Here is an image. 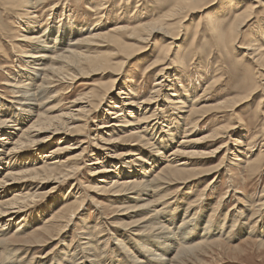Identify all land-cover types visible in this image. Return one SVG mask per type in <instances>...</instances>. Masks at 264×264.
I'll list each match as a JSON object with an SVG mask.
<instances>
[{
  "label": "bare ground",
  "instance_id": "obj_1",
  "mask_svg": "<svg viewBox=\"0 0 264 264\" xmlns=\"http://www.w3.org/2000/svg\"><path fill=\"white\" fill-rule=\"evenodd\" d=\"M208 1L209 0H180L175 6H173L172 10L170 11V15L167 14L168 16H166L164 19L162 18L160 22L155 21L149 24H140L139 26H136L132 29L128 27L125 28L116 26L114 27L115 29L97 34H86L84 33V29L82 27L74 29L71 25L65 28H60V26L56 28H44V25L37 26L35 25L36 22H34L37 21V18H39L36 15V12L40 7H42L45 1H21V3L27 2L26 8L28 10L30 20H32L30 21L31 24L28 22L26 24L27 26H24L26 27V32L22 36L23 39L21 40L30 49V52L22 51L20 59L25 65L23 69L21 68L20 71H17L9 81L8 90L10 91L12 102L0 105V133L4 134L0 136V264H22L24 260H21L22 258L17 257V252L11 255L12 250L10 251L7 247L8 245H5L7 244V240H3L1 238L6 237V233L10 232L13 227L19 228L24 222L22 217H26L25 214L29 212L30 208H33L35 204L34 202L41 199L49 192L47 190V192L43 191V185L49 184L50 182H54L53 184H60L61 182L64 183L66 181L75 179V177L80 173V166L75 167V165L74 167H70V170L66 173L62 174L61 172H58V174H56L55 172L58 166L57 163L60 162L57 160L58 155L71 150V147L69 146V142H71L70 137L80 136V134L83 133V129H85L86 124L84 123V125L80 123L88 121L89 117L94 116L95 113L97 114V112H100L101 109L106 105L108 109L106 111L104 110V112L109 114L110 123L106 125L104 121L108 119H103V123H100V125L97 127L95 134L96 137L93 138L95 141L94 145L99 147L97 148L99 152L91 151L90 157L93 158L94 156L95 158H93L94 162L92 161L88 167L91 168V176L94 177V181L93 184L91 183L89 188L96 191L97 194L111 191V196L115 201L114 204L120 205L119 209L122 213L130 210L133 212L132 209L142 212L140 215L136 214L139 217H142L136 223L131 224L132 221L130 223L128 222L129 224H126L127 222L123 223L124 221L121 224L118 223L124 230H130V236L134 239L131 240L129 236L126 237V239L131 241L130 246H126L125 242L119 243V246L122 245L123 247V253L127 254V258L125 257L126 262H124V264H187L189 259H196L197 253L205 251H203L204 247L202 248V246L204 244H208L207 238L219 237V239L217 238V240H214L221 241L223 238L228 240V237L230 236L222 233L225 230V227L222 228L223 226L221 223V226H218L217 224L214 225L211 224L208 219L204 225V216L194 221V217H192L194 210L191 211L192 208L190 209L189 207L183 212L184 214L182 219H179L181 214V211L179 210H175L173 214H164V211L167 210L165 203L166 201L164 202V200L168 198V195L158 198L160 191L162 192L165 190V192H169L171 191L172 186L176 187L177 185H188L190 182L198 180L201 177L214 174L216 176L212 182L217 180L222 168H225L224 162L227 159V155L233 154L231 153L233 150H225L226 144H223L219 148H216L211 152L209 151L210 153L208 154L209 156H214L219 152L222 153V151L225 150V154L219 165L207 169H190L187 168V166H193L194 163L192 161L190 162L188 158H190L193 154H196L197 156L207 155V153L201 154L200 152H187L186 149L193 147L197 142L190 139V136L196 133V129L198 128L200 122L211 112H232L234 108H237L241 104L247 103L251 98L255 97L260 91V86H262L261 84L254 82L256 81L257 73L249 68L245 72V78L248 82L243 81V83H240L241 88H239L241 89V94L238 97H233V99H229L218 105L216 104L214 106L207 107L204 106L205 108L203 106L199 107L196 105L197 101L192 99L191 103L194 102L193 106H191L192 104L190 105L189 103L191 109L187 111L185 108V102H187V99L185 100V98L180 97V94L177 95L178 92L175 94L176 91H171L173 93H171L172 95H164L165 85H163V83L169 82L171 84V81L167 80L172 78L170 76L171 72H173V68L171 66L175 60L170 59L169 53L171 52L170 50L176 47L178 44V34L180 33L179 29L181 28L180 21L183 18H186V15L189 16L190 14L192 15L196 12H202L203 10L214 6V4H217L214 2L210 5L211 2L208 4ZM243 4V9H241L240 12L239 10L236 12L237 14L235 15L232 25H230V27L227 29L228 31L222 32V18V24L220 25L221 22L218 21L220 18L216 19L214 16L220 11L221 13L222 11L224 13L228 11L231 12L230 10H232V6L234 8H238ZM21 5L22 4H20V6ZM218 6V8L214 7L215 9L213 12L206 15L209 23V29L211 32L217 31V41H219L223 47L230 48L232 51L231 53L236 54V51L234 50L236 49L238 37L241 34L240 30L252 18L255 19L253 16L257 12V9L260 10L262 7H264V0H225L219 3ZM105 10V8L98 10L96 9V11L100 14H102ZM23 16H25V14ZM179 17H181V19ZM177 18H179L180 21L174 22L172 24L170 23V21L176 20ZM159 32L167 34L168 36L166 37L171 40L169 45L163 48L164 50L161 51L159 49L161 51V59H158V64H160L159 66H161L162 69H159L160 75L158 76H161V82H156L153 92L149 95V97L147 96V99H138L136 95L132 93V87L128 85H123L120 89V92L118 91L119 93H117V96L114 95L113 91L115 85L121 81L120 75L123 66L126 64V61L130 60L138 51L143 52L158 36ZM125 40L131 41V44H126ZM263 41L264 37L261 42ZM186 45L187 44L185 42L184 45L179 48L181 52L178 50V54H182L184 52ZM93 46H96L97 48L107 46L111 49L109 48L110 51L106 52L105 54H98L97 56L93 57L94 55L92 56L89 53L90 48ZM262 47V45L261 47L259 46V40H257V38L251 40L246 47L248 49H246L242 59L251 60V66L257 65V67H259V69L264 72V50ZM113 57L120 58L123 63L119 61V63L112 65L113 62L110 63V61L114 59ZM250 64L248 67H251ZM94 68H98L100 71H114L116 74H114L115 78L113 81H111L112 84H110V86H108L109 88H107L103 93L102 91L101 94L93 93L88 98L87 96L84 98L79 97L73 101V105H79L77 106V110L75 112H73L74 110H69L68 113L60 114L59 116H52L50 114H52L51 112H54L53 108L47 110L43 109L50 100H53L56 97L58 98L57 93L53 95V93H55L54 90L56 86L62 84H68L70 86L76 82L79 76L82 77L84 74H87V72H92ZM174 72L178 73L176 70H174ZM261 74L259 75L260 77H262ZM216 83L217 82L214 84ZM171 87L172 85L169 88ZM161 97H164V103H162ZM228 97L230 96H227V98ZM88 99L91 100L87 101ZM111 101H114L112 105L109 103ZM262 103L263 101L261 100L259 104L260 108ZM177 104L179 105L180 113H178L176 116H174V114L171 115L174 120L171 121L170 124L172 125L170 126L173 129L168 130L166 127L164 128L157 125L160 122L162 111H164L165 108L172 109L174 105L176 106ZM155 105H157L156 109H154ZM171 105H173L172 108H170ZM185 110L187 112L184 113ZM7 113H14L15 115L13 116L15 117L16 122H21L23 126H14V128L10 125L7 126V122H10ZM128 115H130L131 119L128 117ZM187 120L192 122L190 123L192 126L191 128H189L190 124H186ZM175 125L177 127H175ZM154 126H156V128ZM179 127H183V129L181 128L183 131H180V134H183L182 132H184V135L179 141L176 142L175 135L179 136L176 128ZM233 129H235V126L228 127L227 125L218 129L215 128L211 134H207V136L202 139H211L212 142H217L220 139H225ZM153 130L156 133L158 132L159 140L156 141V138L155 143H152L155 146L153 150H155L156 154L154 155L155 157L150 159L149 163L148 161H145L144 155H146V153L143 151L142 153L138 154V158L136 157L137 159L134 162H126L123 161L122 158L128 155L123 154L124 151L119 153V151L114 150L116 147L115 144H119L123 141L134 138L139 143L136 146L133 145L132 148H135L133 150L136 153L140 152L138 151L139 148H137L139 147V144L143 145L142 147H148L149 142L154 140L153 135H151ZM168 132H170V136L167 135ZM112 133L116 134L117 136H111L113 135ZM59 134H64L65 136L57 142H54V145H52L50 141L53 142L55 140V136ZM148 134H150V139L145 141V139L148 137ZM104 135L108 138L104 139ZM163 138L166 140L165 143H163L165 146L161 143V139ZM144 142L146 144H144ZM84 144L85 141H81L79 145L83 146ZM50 146H52V148H48ZM26 147H32L36 150L31 153L30 150H26ZM167 149H169V151H165ZM234 150V154H237L235 155L236 157L234 161L238 163V165H232L231 162H229V166H239L241 163H246V169H249L250 173H259L261 170L260 167L263 163L262 159H264V151L261 150V154H259V156L257 155L258 157L256 158L253 156L248 157V155L242 158L239 148H234ZM93 152L94 154H92ZM104 152L108 153L105 159L103 158ZM166 152L169 153L168 158L166 156L168 153ZM30 153L31 155H28ZM43 153H46V155L44 154L41 156ZM84 153L85 149H82L80 155L71 157V160H76L79 162V158L82 157ZM106 159H109L108 166L102 165L103 161ZM66 162L64 163L66 164ZM113 167L115 168V170H113L115 171L114 173L109 171ZM226 172L228 171L226 170ZM109 173H113L111 177L109 176L110 178L107 176ZM108 180L110 182H108ZM109 185L111 186L108 189L107 186ZM58 187L54 186L50 190H54ZM206 188L207 187H205V189ZM205 191L206 190L203 192ZM78 195L81 196L79 193ZM155 196L157 197V200L153 202L150 201V199ZM66 202L67 199L64 200V204L62 205L63 207L56 213L55 216L51 215V217H49V220L46 222L48 225H46V228L43 231L44 233H50L52 230H48L51 229L50 227H52L57 236H62V234L67 231L68 227L72 225L74 218L77 217L78 212L84 205V201L80 200V198L76 199L75 203H73L74 201L71 204ZM260 202L264 203V199H261ZM128 204L136 205L125 207L126 205L128 206ZM223 206L224 205H222V207ZM20 216L22 217L20 218ZM17 219H19L18 222H16ZM192 220L194 221L192 223L193 226H190V222ZM201 220L202 222H200ZM179 221V226H177V222ZM49 224L51 225L49 226ZM26 226H29L28 223ZM101 227H103V225ZM255 227H258V225L254 226V228ZM243 231L244 229H240V232L237 234V236L241 237L242 234L244 235L246 232ZM253 232L257 234L259 230L255 231L251 230L250 228V230L247 232V235L251 236ZM259 234L264 237V228H262ZM220 241H218L217 244ZM212 244L215 245L216 243H211V246ZM63 246H66V249H63V253L61 252L62 255L60 254L61 258L59 256L58 261L60 258V262H63L60 264H73L71 263V259L73 255H76L75 248L72 249V243ZM85 246L87 248L85 251L89 253V256H91L92 260L84 257L85 259H83V264H101L99 262L100 260L96 257L97 255H94V249L91 248L90 243H85L83 247L84 249ZM208 246L209 245H207L205 249H208ZM69 250H71V252ZM80 252H82V250ZM50 254L51 253L48 252L44 258L39 259H47L46 257ZM103 258L105 259V257ZM30 261H33V259H30ZM52 261L53 259L51 260L50 264ZM117 263L121 264L118 261H113L110 264ZM24 264L34 263L26 262ZM37 264H43V262L39 261Z\"/></svg>",
  "mask_w": 264,
  "mask_h": 264
},
{
  "label": "rangeland",
  "instance_id": "obj_2",
  "mask_svg": "<svg viewBox=\"0 0 264 264\" xmlns=\"http://www.w3.org/2000/svg\"><path fill=\"white\" fill-rule=\"evenodd\" d=\"M21 1L23 2L27 0H0V105L12 102L11 94L8 90L9 81L11 80V77L17 71H20L21 68L23 69L25 65L23 62H21L22 60L20 59L22 51L30 52V49L21 40L23 39L22 36L26 32V27L24 26H27L26 24L28 22L30 23V21L32 20H30L28 10L26 8L27 2H24V4L21 3ZM33 1L36 2L39 0ZM43 1L45 2L43 3L42 7L37 10L38 13L36 12V15L39 18H37V21H34L36 22L35 25H44V28H56L58 26H60V28H65L71 25L74 29L82 27L84 29V33L86 34H97L115 29L114 27L116 26L125 28L128 27L132 29L136 26H139L140 24H149L155 21L160 22L162 18L164 19L166 16L170 15V11L172 10L173 6H175L176 3L180 0ZM223 1L209 0L207 2L208 4L210 2V5L214 2L217 4H214V6H211L210 8L205 9L202 12H196L192 15L190 14L189 16L186 15V18H183L181 21L179 20V18L181 19L182 16L177 18L176 20L170 21L171 24L180 21L181 28L179 29L180 33L178 34V44L176 47L172 48L170 50L171 52L169 53L170 59H173L175 61L171 66L173 68V72H171L170 75L172 78H170V80H167L171 81V84L169 82L163 83V85H165L164 95L170 96L173 94L172 92L176 91L175 94H177L178 92L177 95L180 94V97L185 98V100L187 99V102H185V108L187 109V111L191 109L189 103L190 105L192 104L191 106H193L194 102L191 103L192 99H194V101H197L196 105L199 107L214 106L216 104L218 105L229 99H233V97H238L241 94L240 83H243V81L248 82L245 78V72L249 68L257 73L256 81L254 82H257L262 86H260V91L255 97L251 98L247 103L241 104L237 108H234L233 111L235 112H211L205 118L201 116L203 120L200 122L198 128L196 129V133L190 136V139L197 142L193 147L187 148V152H200L201 154L207 153L206 156H197L196 154H193L192 156L190 155L191 157L188 159L190 162L192 161L194 163L193 166L187 164V168L190 169H207L215 167L222 161L226 149L233 150L231 152L233 154L227 155V159L224 162L225 168H222L217 177V180H214L212 182V180L216 176L214 174L201 177L198 180L190 182L188 185H177L176 187L172 186L171 191L169 192H165V190H163L162 192L160 191L158 198H161L164 195H168V198L164 200V202L166 201L165 203L167 207V212L164 211V214H173L175 210H179L181 211L179 219H182L184 214L183 212L189 207L190 209L192 208L191 211L194 210L192 216L194 217V221L204 216V225L205 222H207V220L209 219L208 221L211 224H217L218 226H221L222 224V228L225 227L224 229L226 231L224 230L222 232L223 234H227V236L230 237L232 234V239L228 237V240L225 238H223L221 241L218 240L221 242L218 243L220 245H218V241H216L217 238L219 239V237L207 238V245H209V248L205 249L207 245L204 244L205 246L203 245L202 248L204 247L203 251H205L197 253L196 259H189L187 264H264V237L259 234L262 228H264V203L260 202L261 199H264V159H262L263 163L260 167L261 170L259 171V173H250L249 169H246V163H241V165H239L240 168L239 166H229V162H231L232 165H238V163L234 161L236 157L235 155H237L234 154V148H239L242 158H244V156L246 157L247 155L248 157L253 156L256 158L259 156V154H261V150L264 151V72L261 71L259 67H257V65L251 66V60L242 59L243 54L245 53L246 49H248L246 47L251 40L257 38V40H259V46L261 47L262 45V49L264 50V41L261 42L264 37V7H262L260 10L257 9V14L255 13V15L253 16L255 17V19L252 18L240 30L241 34L238 37V41L236 42V49L234 50L236 51V54H233L231 53L232 51L230 48L223 47L222 44L217 41V31L211 32L206 16L213 12L216 7L218 8L219 3ZM19 3L23 6H20ZM243 7L244 4L238 8H234L232 6V10H230L231 12H225L226 15L223 11L222 13L220 11L219 13H217V15L214 16V18L216 19L220 18L218 19V21L221 22L220 25L223 21V27L221 28L222 32L228 31L227 29L230 27V25H232L235 15L237 14L236 12H238V10L240 12ZM102 8L106 9L102 14L96 11V9L98 10ZM24 14L25 16H23ZM166 36L168 35L159 32L158 36L143 52L138 51L130 60L126 61L125 65L123 64L124 66L120 75L121 81L115 85L113 91L114 95L117 96V93L120 92V89L123 85H128L132 87V93L135 94L138 99L143 100L149 97V95L153 92L156 82H161L162 80V78H160L161 76H158L160 75V70L162 69V67L159 66L160 64H158V59H161V51L164 50L163 48H165V46L167 47V45H169L171 41ZM125 42L126 44H131V41L129 40H125ZM185 42L187 45L184 52L182 54H178V50L179 52H181L179 48H181ZM109 48L110 47L107 46L101 48L93 46L92 48H90L89 53L90 55H94L93 57H95L98 54H105L106 52L110 51ZM92 52L95 53L93 54ZM113 58L114 59L110 61V63H114H112V65L119 63V61L123 63L120 58ZM249 64L251 67H248ZM98 70V68H94L92 72H87V74H84L82 77L79 76L76 82H74L73 84H71L70 82V86L68 84L56 86L54 90L55 93H53V95L57 93L58 98L56 97L54 98L55 100H50L43 109L47 110L53 108L54 112H51L52 114H50L52 116H59L60 114L68 113L69 110H74L73 112H75L77 110V106L79 105H73V101H75L79 97L84 98L87 96L88 98L93 93L101 94V91L103 93L107 88H109L108 86L112 84L111 81H113V79L115 78V72L113 71V73L108 70ZM174 70H176L178 73L174 72ZM260 74L262 75V77L259 76ZM215 82L217 83L214 84ZM171 85L172 87L169 88ZM227 96L230 97L227 98ZM89 100L91 99H88L87 101ZM261 100L263 101V103L262 106L260 105V108L259 104ZM161 101L162 103H164V97H161ZM109 103L110 105H112L114 101H111ZM156 106L157 105H155L154 109H156ZM172 106L173 105H171V107H168L172 108ZM107 109L108 108L106 105L101 109L100 112H97V114L95 113L94 116L89 117L88 121L81 122L80 124H86H84L85 129H83V133H81L80 136L70 137L71 142H69V146L71 147V150L58 155L57 160L60 162L57 163L58 166L56 168V174H58V172H61L62 174L66 173L70 170V167H74L75 165V167L80 166V173L75 177V179L66 181L64 183L61 182L60 184H53L54 182H50L49 184L43 185V191L49 192L41 199L36 200L37 202H34L35 204L33 208H30L29 212L25 214L26 217H24L23 215V217L20 216V218L22 217L24 222L19 228L13 227L10 232L6 233V237L1 238L3 240H7V244L5 245H8L7 247L10 251L12 250L11 255L17 252V257H20L22 258L21 260H24L22 264L26 262L37 264L39 261H42L43 264H50L52 259L53 261L51 264L63 263L60 262V258L62 255L61 252L63 253V249H66V246L64 247L63 245H69L71 243L72 249L75 248L76 250V255H73L71 259V263L73 264H83V259H85L84 257L92 260L91 256H89V253L85 251L87 249L86 246L85 249L83 248L85 243H90L91 248L94 249V255H97L96 257L100 260L99 262L101 264H110L113 261H118L121 264H124V262H126L127 254L123 253V247L122 245L119 246V243L125 242L126 246H130L131 241L129 239H126V237L129 236L131 240L134 239L130 236V230H124L120 227L121 225L119 224H121L123 221V223L127 222L126 224H129L131 221V224L138 222L142 218L138 215H140V213L142 212H139V210L136 211V209H132L133 212H131L130 210L123 212V214L119 209L120 205L114 204L115 201L111 196V191H107V193L97 194L96 191L89 188L91 183L93 184L94 181V177L91 176V168L88 167L92 163V161L94 162L93 158H95L94 156L93 158L90 157L91 151L99 152V150H97V148L99 147L94 145L95 141L93 140V138L96 137L95 134L97 131V127L100 125V123H103V119H108L104 121L106 125L110 123L109 114L107 112H104V110L106 111ZM165 109L164 111H162L160 122L157 125L164 128L166 127L168 130L173 129L170 126L172 125L170 124L171 121L174 120L171 115L174 114V116H176L178 113H180L179 105H174L172 109ZM187 111L185 110L184 113ZM7 115L10 120V122H7V126L10 125L13 126V128L14 126H23L21 122H16L15 117L13 116L15 115L14 113H7ZM128 117L130 118V115H128ZM190 123L192 122L189 120L186 121V124ZM225 125H227L228 127L235 126V129H233L225 139H220L217 142H212L211 139H202L206 137L207 134H211V132H213L215 128L218 129ZM154 127L156 128V126ZM175 127L177 126L175 125ZM191 127L192 126L190 124L189 128ZM179 128H176L179 135H175L176 142L179 141L184 135V132H182L183 134H180V131H183V127ZM112 134L113 135L111 136L113 137L117 136L114 133ZM2 135L4 134L0 133V136ZM151 135H153L154 140L152 142H149L148 147H142L143 145L139 144V147L137 148H139L138 151L140 152L138 153L133 150L135 148H132L133 145L136 146L139 143L134 138L123 141L119 144H115L116 147L114 148V150L119 151V153L124 151L123 154H126L128 156L122 158V160L126 162H134L138 158V154L142 153L143 151L146 153V155H144V159L149 163L150 159L155 157L154 155L156 154L155 150H153L155 146L152 143H155L156 138V141L159 140L158 132L156 133L153 130V133H151ZM167 135L170 136V132H168ZM64 136V134H59L55 136V140L53 142L50 141V143L54 145V142H57ZM103 137L104 139L108 138L105 135ZM149 139L150 134H148V137L145 139V141ZM81 141H85V144L83 146L79 145ZM165 141L166 140L164 138L161 139V143L164 146L165 144L163 143H165ZM144 144L146 143L144 142ZM223 144H226V148L222 151V153L219 152L214 156L208 155L212 150L219 148ZM26 148V150H30L31 153L36 150L32 147ZM48 148H52V146ZM82 149H85V153L82 157L79 158V162H77L76 160H71V157L80 155ZM165 151H169V149ZM94 152L92 154H94ZM31 153L28 155H31ZM44 154L46 155V153H43L41 154V156ZM107 154L108 153L106 152L103 153L104 159L107 157ZM166 156L168 158L169 153L166 154ZM64 162H66V164ZM69 162L70 164H72L70 165ZM108 162L109 159H106L103 161L102 165L108 166ZM113 170H115L114 167L109 171L114 173L115 171ZM226 170L228 172H226ZM113 173H109L107 176L111 177ZM108 182L110 181L108 180ZM54 186L59 187L55 188L54 190H50ZM110 186L111 185L107 186V188L109 189ZM205 187L207 188L205 189ZM204 190L206 191L203 192ZM78 193L81 194V196L78 195ZM78 198L84 201V205L78 212L77 217L74 218L72 225L68 227L67 231H65L62 236H57L52 227H50L51 229H49L48 231L52 230L53 232L50 231V233H48L50 235L44 233L43 231L46 228V225H48L46 224V222L49 220V217H51V215L55 216L56 213L61 210V208L63 207L62 205L64 204V200L67 199L66 203L71 204L73 201V203H75L76 199ZM156 200V196L150 199V201L152 202ZM132 205L128 204V206L126 205L125 207H129ZM222 205L224 206L222 207ZM250 218L251 221L254 222H251ZM19 219H17L16 222H18ZM193 220L190 222V226H193ZM200 222H202V220ZM27 223L29 226H26ZM179 223L180 221L177 222V226H179ZM256 224L258 225V227L254 228V226H257ZM50 225L51 224H49V226ZM102 225L103 227H101ZM250 228L251 230L255 231L259 230V232H257V234L253 232L252 235L249 236L247 235V232L248 230H250ZM240 229H244L243 232H246L244 235L242 234L241 237L237 236V234L240 232ZM52 235L55 236L53 237ZM42 238H44L45 240ZM211 243H216L217 245L212 244L211 246ZM98 247L101 249H99ZM81 250L82 252H80ZM69 251L71 252V250ZM48 252L51 254L46 257L47 259H39L44 258ZM83 254L86 255L84 256ZM59 256L60 258L58 261ZM103 257H105V259ZM30 259H33V261H30Z\"/></svg>",
  "mask_w": 264,
  "mask_h": 264
}]
</instances>
